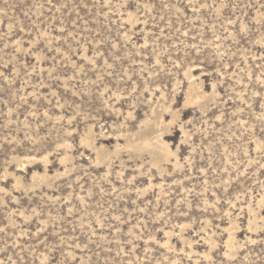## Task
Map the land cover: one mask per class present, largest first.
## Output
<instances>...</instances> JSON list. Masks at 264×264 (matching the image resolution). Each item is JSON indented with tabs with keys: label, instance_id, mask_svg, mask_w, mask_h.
Listing matches in <instances>:
<instances>
[{
	"label": "rangeland",
	"instance_id": "1",
	"mask_svg": "<svg viewBox=\"0 0 264 264\" xmlns=\"http://www.w3.org/2000/svg\"><path fill=\"white\" fill-rule=\"evenodd\" d=\"M0 264H264V0H0Z\"/></svg>",
	"mask_w": 264,
	"mask_h": 264
},
{
	"label": "bare ground",
	"instance_id": "2",
	"mask_svg": "<svg viewBox=\"0 0 264 264\" xmlns=\"http://www.w3.org/2000/svg\"><path fill=\"white\" fill-rule=\"evenodd\" d=\"M189 76H190V78L194 77L192 72H190ZM198 89H200V85L193 78L190 81V84H189V87L187 90V100L188 101H194V100L198 101V98L201 97L199 92H198ZM203 94H205V93H203ZM148 133H145L142 137H140V138H142L141 139L142 142L140 145H138L136 143L135 145H131V147H134L138 150H142V149H144V150L148 149L149 151L151 150L152 154H153V161L156 162L157 164H159V163H161L162 160L167 159L171 155L172 150L170 149V147L167 143L163 142L162 139L158 138L155 142H153L152 139L149 137ZM230 244L232 247L235 246V242L233 241L232 238L230 240Z\"/></svg>",
	"mask_w": 264,
	"mask_h": 264
}]
</instances>
